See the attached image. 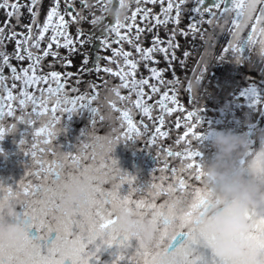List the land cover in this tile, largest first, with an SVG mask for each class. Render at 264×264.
<instances>
[{
    "label": "snow or ice",
    "instance_id": "1",
    "mask_svg": "<svg viewBox=\"0 0 264 264\" xmlns=\"http://www.w3.org/2000/svg\"><path fill=\"white\" fill-rule=\"evenodd\" d=\"M147 3H160V0H147ZM187 3L188 0H166L159 7L158 13H151L140 0H129L126 13L130 8L131 15L126 14L123 20L117 22L102 15V5L99 0L88 5L84 4L83 0H65L62 10L59 8L58 0H50V6L46 8V14L43 16V24H37V11L34 10L37 0H27V3H23V0H0V6L5 14L3 23H0V66H6L8 70L7 76L0 72V82L7 79L20 82L17 102L22 110L20 115H15L11 103L5 106L0 102V119L5 115L14 118V123L6 125L0 123V138H3L5 133L16 132L15 122L33 126L34 142L31 146L29 147L25 138L27 128L19 129L16 144L26 156H32L34 165H38L32 169L31 174L39 179V173L42 172L44 180L41 184H32L26 179H21L14 182L15 187L0 182V199L13 197L17 193L24 194L25 199L20 204V214L27 220L28 228L31 230L15 249L0 248V264H125V262L127 264H222L208 255L204 247L207 236L195 224V211L205 203V197L200 188L202 154L199 150L201 142L199 119L195 111L189 110L180 100V89L182 88L185 93L190 77L187 82H183L175 72L170 79H166L162 73L171 69V61L175 58L173 50L178 47L174 41L177 33L181 36L191 35L202 42L199 46V55L196 57L195 68L198 71L194 74L195 80L199 79L202 66L208 56L222 58L231 55L243 59L247 54L257 56L264 61V0H226V6L219 7L220 14L231 13L228 42L223 44L219 55L213 50L214 34L217 30L224 31L225 21L210 10L217 9L222 0H215L207 6H204L203 0H192L190 8L186 7ZM21 7L26 9L29 19L20 25L26 31L17 32L9 26V19L18 23ZM185 11L198 17L188 16L186 30L177 27ZM204 13L208 14L207 18L204 17ZM249 13L254 15V19L250 18ZM65 15L67 20L63 18ZM137 15L142 24L146 17L150 16V23L143 28L147 31H150L152 26L159 27L170 21L173 27L172 30L167 31V39L162 42L161 38L153 34L149 45L142 47L140 40L143 33L140 28L128 33L119 31L121 28H132L134 17ZM93 16H98L96 23H93ZM53 17L54 24L50 23ZM85 21L90 27L81 28V22ZM68 22L75 24L74 38L67 31ZM201 22L208 27L200 28ZM33 24L38 29L34 34ZM248 25L250 27L246 29ZM45 29H49L50 34L47 35L42 50H39ZM245 29L246 34L242 35ZM197 32L200 33L199 37H196ZM109 34L118 38V41H126L130 48L135 49V52L119 50L122 61H116V71H113L111 67H103L101 70L119 77L120 83L110 86L107 81H104L102 86H106L107 92L118 97L122 104L127 100L129 106L134 105L141 120L147 118L152 127L145 126L140 129L141 121L132 118L131 107L117 108L113 100H107L109 108L118 111V119L121 121L119 127H123L124 130L119 131L118 128H113L115 135L97 137L94 142L88 139L79 145L77 152L58 154L48 141L51 140L53 126L64 114L84 109L89 113V123L93 127L98 121H110L111 114L105 117L93 103L101 92L94 83H89L90 92L77 95V88L67 80L69 73L57 70L45 72L43 69L45 67L51 69L53 63L69 65L71 60L67 58V55L78 51L81 56V65L85 64L89 60V52L84 50L83 46L91 45L95 40L100 48L106 47ZM9 39L14 42L11 54L3 49ZM50 44L56 45V48L50 47ZM61 46L65 48L64 54L57 51V48ZM111 51L115 56L118 50L112 48ZM157 51L163 55L167 63L166 68L148 66L147 62L150 60L153 61V65L155 64L151 53ZM47 55L53 59L44 65L42 61ZM130 55L133 58H129ZM187 55L188 50H185L182 56ZM13 58L18 62L26 58L28 63L17 71L10 62ZM92 59L95 61L97 57L93 56ZM104 59L111 62L113 56H105ZM141 63L153 81L148 84L146 92L141 86L147 83V76L134 77V73L140 70ZM182 64L183 61H181ZM38 82L41 85L47 83L49 86L41 88L39 95H33L32 92L25 90V85L35 86ZM159 85H163V91H158ZM119 88L130 89L135 94V99L121 95ZM2 91L7 101L17 99L7 85L3 86ZM69 93L72 94L69 95ZM154 94L158 96V99L150 103L142 102V98L146 101ZM249 99L253 103L256 102L252 96ZM29 101L32 105L31 112L25 113L23 109ZM49 103L51 110L47 108ZM174 110L182 112V121L177 116L176 122L170 123L171 116L166 114H173ZM57 112L62 115L58 117ZM38 113L46 116L47 119L41 123L40 127H35L34 118L39 119ZM181 122L183 131L178 133L174 143H182L183 147L176 151L170 150L168 146L163 147V155L179 157L180 166L168 169L166 163L159 165L162 172H170V178L160 175L152 177L148 183H135L133 186V177L119 169L111 156L107 158V164L94 163L97 159L104 160L105 153L110 151L114 143L123 141L126 133L129 134L127 139H136L150 131L151 135L146 136V142L148 145L155 144L159 155L161 138L170 137L169 129L175 128ZM37 133L43 137L41 141H36ZM132 133L135 135H131ZM191 141H195V147L192 146ZM37 143L41 145L39 153L43 158L37 155ZM47 153L51 154L50 160L46 157ZM82 158H88L93 162L83 164ZM81 169L88 173L89 180L90 192L86 206L75 215H61L58 213L56 203L57 181L63 174L79 172ZM151 171L152 169L149 170L150 174ZM29 174L26 171L24 175L27 177ZM103 180L111 184L109 189L104 190L100 187ZM125 182L126 189L122 186ZM37 192L41 193L39 199L35 198ZM133 193L143 194L133 198ZM157 197H160L159 203H156ZM115 206H123L125 210L133 207L151 214L153 220L159 225V230L158 235L148 247L134 249L127 236H121L113 230L115 217L112 211ZM244 217L249 224V231L245 236L257 246L264 247V215L258 216L246 210ZM124 246L129 248V252L121 253L120 249ZM103 252L108 253L107 259L100 258Z\"/></svg>",
    "mask_w": 264,
    "mask_h": 264
},
{
    "label": "bare ground",
    "instance_id": "2",
    "mask_svg": "<svg viewBox=\"0 0 264 264\" xmlns=\"http://www.w3.org/2000/svg\"><path fill=\"white\" fill-rule=\"evenodd\" d=\"M103 1V2H102ZM114 2V6L110 8V3L106 4V0H99L100 5H102L101 11H104L109 17H114V21H121L124 19L125 15H131L130 8L128 13V4L123 3L122 0H112ZM162 2H166V0H160ZM65 0H58L59 8L62 10L64 6ZM84 4H92L95 0H83ZM207 4L215 2V0H206ZM204 2V4L206 3ZM23 3H27V0H23ZM106 4V5H105ZM145 7L149 8L151 13H158L160 3H152L148 4L147 0H144ZM50 6V0H37V5L34 10L37 11L36 23L43 24V16L46 14V8ZM189 4H186L188 7ZM207 6V5H204ZM226 0H222V3L218 6L217 9L210 10L212 12H216V16L223 19L225 21V29L224 31H219L214 34L215 35V44L213 45L214 52L219 55L220 49L222 48L224 43L228 42V25L231 24V13L220 14L218 9L219 7H225ZM109 9H114L111 15L108 14ZM21 15L19 17L18 23L9 19V26L13 27V29L17 32H24L26 29L21 28L20 25L26 23L29 19L28 13L24 7L20 9ZM114 14V15H113ZM102 15L103 12H102ZM189 15H193L187 11L184 12L183 17L179 21L177 27L181 29H185V25L187 23V18ZM205 18H207V13L203 14ZM250 18L254 19V15L249 13ZM67 20V15L63 17ZM96 16H93V23L95 22ZM194 18H198L195 17ZM5 19V14L2 6H0V23H3ZM25 20V21H22ZM170 22V21H169ZM50 23H55V18L53 17ZM96 23V22H95ZM150 23V16L146 17V20L141 23L139 16L134 17V26L130 29L121 28L119 31L121 32H134L137 28L142 30V38L145 39L144 43L140 40L141 44L150 43L151 35L155 34L161 41L167 39V31L172 30L171 23L161 24L159 27L152 26L150 31L143 30L144 25ZM81 28L90 27L86 22H81ZM200 28H207V24L201 22L199 25ZM250 27V25L246 26ZM74 28L75 24L73 22H68L67 31L74 38ZM246 29L242 31V35L246 34ZM186 30V29H185ZM33 34L38 31L35 24L32 26ZM50 34L49 29H45L44 37H42L40 49L42 50L44 42L46 41L47 35ZM200 33H196V37H199ZM34 36V35H33ZM109 37V46L116 45L117 46V54L115 62L110 65L108 60H105L104 57L108 56L107 47H103L105 51L103 52L102 58H98L93 61L92 57L94 56V52L92 50L94 48H100L96 41L93 40L92 44H85L83 46L84 50L89 52V60L86 62H90V66L95 64L94 67H87L86 64L81 65V56L80 52H76L74 54H68L67 58L71 60V63L67 66H63L62 63H53L51 65V69L45 67L43 71L48 70H57L62 73H69L67 80L72 82L74 86L77 88V95H80L84 92H90L91 88L89 87V83H94L97 88L101 89L99 96L96 101L93 103L96 104L99 112L103 114L105 117L111 114V120L98 121L93 127L90 125L89 113L84 110H73L70 113H66L62 116L61 119H58L55 125L52 128L51 140L48 141V144L52 145L53 148L56 149L58 154H63L65 152L75 153L78 150L79 145L86 142L88 139L90 142H94L97 137L107 136L109 134L115 135L116 133L112 131L113 128H118L119 131H123V127H119L121 125V121L118 119L119 113L116 110H112L109 108L107 104V100H113L116 104L117 108H127L131 107L133 109L132 118L134 120L141 121L140 129H143L145 126L149 128L152 127L150 121L147 118L141 120V116L138 111L135 110V106H129L127 100L123 102V104L119 101L118 97L113 96L111 93L107 92V87L102 86L104 80L108 82V85L115 86L120 83L119 77L114 76L110 73H105L101 69L103 67H111L113 71L117 69L116 61H122V57L119 56V50L128 51L130 53H134L135 49L130 48L128 43L123 40H119L110 34ZM19 39V37H17ZM174 41L178 44V47L173 50L174 59L171 61V69L163 71L162 75L166 79H170L173 72L178 76V78L187 82L190 77V83L187 85L185 93L184 90L180 89V100L181 103L185 105V107L189 108V110H194L199 119V130L201 132V142L199 144V150L202 154V158L208 155L209 149L206 147L205 141V132L209 128H226L229 130L236 131L245 136L251 137L252 133L255 129L260 128L264 129V61H262L257 56H249L247 54L244 55L243 59L232 57L231 55H226L221 57L213 58L212 56H208L204 64L202 66V71L199 74V79L195 80L194 74L197 73V69L195 68L196 57L199 55V46L201 45V40L198 38H193L191 35L181 36L178 33L174 36ZM30 44V41H29ZM50 47L56 48V45L50 44ZM142 46V45H141ZM14 42L9 39L8 42L3 46V49L7 51V53L11 54L13 52ZM188 50V55L182 56V53ZM57 51L61 54L65 53L64 47H58ZM157 57L154 58L155 64L153 65V61H148V66H155L158 68H166L167 63L162 54L158 51L153 52ZM151 53V55L153 54ZM95 57V56H94ZM129 58H133L132 55ZM53 58L50 55H47L43 58L42 63L44 65L48 64V61ZM181 61L183 64L181 65ZM10 62L16 67L17 71L21 66H24L28 63L27 59H21L19 62L13 58ZM97 65L99 67H97ZM87 69V70H86ZM139 71L134 73L135 78H142L147 76V83L142 85L141 87L144 91H147L148 84L152 83V77L146 72L144 65L141 63L139 65ZM0 72L8 75V70L6 66H0ZM7 85L12 92L13 96L17 99L9 102L3 96V86ZM47 83L41 85L39 82L35 86L25 85V90L32 92L33 95H39L40 89L43 87H48ZM171 87V86H170ZM19 88L20 82L15 79H7L4 82H0V102H2L5 106L8 103L13 105V112L15 115L21 114V108L17 102L19 98ZM119 93L121 95H125L130 97L131 99H135V94L126 88H119ZM158 91H163V85L158 86ZM72 93H69L71 95ZM252 96L255 99V103L249 99ZM41 99L43 97L41 96ZM154 99H158L157 95H153V97L149 100L145 101V98H142V102H151ZM170 105V102H169ZM31 102L29 101L26 107L23 109V112L30 113L31 112ZM39 107V106H38ZM47 108L51 110V104L47 105ZM260 112V113H259ZM261 114V115H260ZM39 119L34 118V126L40 127L41 123L47 119L46 116L42 114H37ZM56 115L59 117L62 113L57 112ZM171 116L170 123L176 122V117L179 116L181 121L183 120L182 112L178 110H174L173 114H166ZM0 123H14L13 117L4 116L0 119ZM16 123V131L21 128H27L26 132V140L28 141L29 147L34 142L33 141V126H28L23 123ZM171 132L170 137L161 138V148L160 154H157V147L155 144L148 145L146 142V136L151 135L149 131L145 135H141L136 139L128 138V133L125 134V139L123 141H117L111 146V149L108 153H105V159L100 160L97 159L94 161L95 164H107V158L111 156L115 162L116 166L124 172H127L134 179V185L148 183L151 181L152 177H158L160 175H165L170 178V172H162L159 168L160 163H166L168 169L172 167L180 166V158L179 157H165L163 155V147L168 146L170 150L176 151L179 148L183 147L182 143H174L178 138V133L183 131L182 122L177 124L175 128L169 129ZM248 133V135H246ZM16 134V135H15ZM70 134L66 137V135ZM15 135V136H14ZM131 135H135L132 133ZM15 141H13V139ZM19 138V131L13 133H5L3 138H0V182H4L7 184L13 185L15 187V181L26 179L32 184H41L44 182L43 173H39L40 178L37 179L36 175L31 174L32 169L34 167H38V165L33 164V158L31 155L26 156L23 151H20L16 140ZM74 138L76 140H74ZM43 137L37 133L36 141H41ZM66 139V140H64ZM9 140V141H8ZM55 140L53 143L51 141ZM58 140V141H57ZM68 140V141H67ZM8 141V142H7ZM193 147L196 146L195 141H191ZM40 144L37 143V155L41 156L39 153ZM47 146V145H44ZM46 157L48 160L51 159V154L47 153ZM41 158H43L41 156ZM62 159V155L60 156ZM88 158H82L83 164L91 163ZM129 165V169L127 168ZM67 168V166H65ZM152 169L151 174L149 170ZM29 172L30 174L25 177V172ZM131 172V173H130ZM125 189L127 188V183H123L122 185ZM100 187L104 190H107L111 187V184L107 180H103L100 183ZM143 193L137 194L133 193V198H136L137 195H142ZM41 193L37 192L35 194V198L38 199ZM160 197H157L156 203H159ZM31 231V230H29ZM51 235V234H50ZM102 254H105L103 252ZM101 257V254H100ZM127 264V262H125Z\"/></svg>",
    "mask_w": 264,
    "mask_h": 264
},
{
    "label": "clouds",
    "instance_id": "3",
    "mask_svg": "<svg viewBox=\"0 0 264 264\" xmlns=\"http://www.w3.org/2000/svg\"><path fill=\"white\" fill-rule=\"evenodd\" d=\"M114 9H109V15ZM208 155L201 159L200 188L205 203L195 211L196 227L207 236L208 255L222 264H264V247L245 234L246 210L264 215V129L251 138L226 128L205 132ZM57 208L61 215H75L86 206L88 173L81 169L63 174L57 181ZM24 194L0 199V248L15 249L28 236L27 220L20 214ZM113 230L127 236L132 248L148 247L158 235L159 225L149 212L115 206ZM121 253L129 252L124 246Z\"/></svg>",
    "mask_w": 264,
    "mask_h": 264
},
{
    "label": "rangeland",
    "instance_id": "4",
    "mask_svg": "<svg viewBox=\"0 0 264 264\" xmlns=\"http://www.w3.org/2000/svg\"><path fill=\"white\" fill-rule=\"evenodd\" d=\"M122 1H123V3L129 4V0H122ZM102 2H103V1H102ZM140 2H141V3H144V0H140ZM204 2H206V0H203V3H204ZM163 3H164V2L160 1V4H163ZM188 4H189V6H188L187 8H190V7L192 6V0H188ZM204 5H208L207 2H206ZM214 13L217 14L216 12H214ZM97 18H98V16H96L95 19H97ZM22 21H25V20L22 19ZM85 22H86V21H85ZM86 23H87V22H86ZM168 23H170V22H168ZM135 31H136V30H135ZM33 38H34V36H33ZM141 40H142L143 43H144V40H145V39H141ZM141 45H142V47H146V46L149 45V43H148V44H145V45H144V44H141ZM152 56H153L154 58L157 57L154 53L152 54ZM112 61H113V63L115 62V58H114V57H113V60H112ZM112 61H111V62L109 61L110 65L113 64ZM85 64H86V63H85ZM94 65H95V64H93V65L90 66V62L86 64L87 67H94ZM83 66H84V64H83ZM259 113H260V112H259ZM260 115H261V114H260ZM21 129H22V128H21ZM18 131H19V130H18ZM18 131H16V132H18ZM31 132H34V130L30 131V133H31ZM15 135H16V134H15ZM15 135H14V136H15ZM69 135H70V134L66 135V137L69 136ZM12 139H13V137H12ZM64 140H66V139H64ZM74 140H76V139L74 138ZM8 141H9V140H8ZM8 141H7V142H8ZM13 141H15V139H13ZM54 141H55V140H53V141H51V142L53 143ZM57 141H58V140H57ZM67 141H68V140H67ZM55 142H56V141H55ZM127 168L129 169V165H128ZM130 173H131V172H130Z\"/></svg>",
    "mask_w": 264,
    "mask_h": 264
},
{
    "label": "water",
    "instance_id": "5",
    "mask_svg": "<svg viewBox=\"0 0 264 264\" xmlns=\"http://www.w3.org/2000/svg\"><path fill=\"white\" fill-rule=\"evenodd\" d=\"M109 3H110V8L111 7H113L114 6V2L112 1V0H110L109 1ZM109 13V12H108ZM114 15V14H113ZM108 16V15H107ZM108 18L109 19H111V20H114V17L112 18V17H109L108 16ZM109 36H110V34H109ZM108 44H109V37H108ZM108 49H107V54H108V56H110V55H113V53H112V51H111V49L112 48H117L116 47V45H112V46H109L108 45V47H107ZM105 51V49H99L98 47L97 48H94L93 50H92V52H94V56H96V57H98V58H102V56H103V52Z\"/></svg>",
    "mask_w": 264,
    "mask_h": 264
}]
</instances>
